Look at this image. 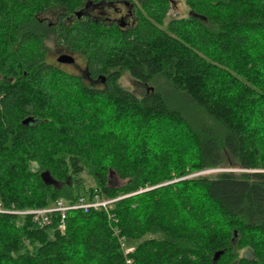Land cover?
I'll return each instance as SVG.
<instances>
[{"label":"trees","instance_id":"trees-1","mask_svg":"<svg viewBox=\"0 0 264 264\" xmlns=\"http://www.w3.org/2000/svg\"><path fill=\"white\" fill-rule=\"evenodd\" d=\"M109 1L123 0H0L1 205L117 198L62 229L58 213L43 227L0 213V264H264V0H185L169 19L173 0H126V27L86 13ZM46 29L82 74L48 59ZM122 71L161 77L169 100L121 87ZM207 169L221 170L190 176Z\"/></svg>","mask_w":264,"mask_h":264},{"label":"rangeland","instance_id":"rangeland-1","mask_svg":"<svg viewBox=\"0 0 264 264\" xmlns=\"http://www.w3.org/2000/svg\"><path fill=\"white\" fill-rule=\"evenodd\" d=\"M130 2H132V1H130ZM118 8H120L122 10L119 13L121 15L125 14V12L127 11V7L120 5ZM88 10H89V12H88ZM187 12H188V7L185 4V0H173V3L171 5V9L169 10V12L167 14V18L169 19L172 17H175V18L186 17L188 14ZM87 13H90L93 18L100 17L101 13H103L104 15L110 14V16H112V18H113V16L119 18V14H114L112 12V8L106 6V4H102L100 8H98L96 10H91V11H90V7H88ZM41 17L45 19V22H47L46 24H48L47 26H50L51 22H53V20H54L53 17H51L50 15H47V14H46V16L42 15ZM130 24L132 25L133 22ZM47 28H49V27H47ZM55 39L56 38H55L54 34L51 32V29H46L45 38H44L43 42H44L45 48H46L47 53H48V55H47L48 59L50 61L54 62V64H57L60 68H62L66 72H69V73L77 72L78 74H82L83 69L81 68V66L84 65V59L81 55H73L75 60L71 64H64V63L57 62V60H56L57 56L60 54L66 53V52L64 49H62L60 46H58L56 44ZM118 82H119L121 87L133 92L135 95H137L139 97L145 95L147 92H149L152 89H156L160 93H162L165 97H167V100H169L170 87L161 77L156 78V82H151L148 85H144V84H141V83L135 81L133 78H131L127 72L122 71L120 74ZM94 85L98 86L99 84L95 83ZM158 128L159 127H155L153 125V139H154V141L161 147L169 145L168 142L170 141L171 138L166 137L169 135H165V136L161 135L162 133L163 134L166 133V131H162L159 134L158 131L162 130V129H160V128L158 129ZM179 142L181 143V141H179ZM219 170H221V169H207L205 171L193 173L190 176H193L196 174H208V173H212V172L219 171ZM227 170H231V169H227ZM233 171H239V170H233ZM81 178H82V181H83V184L85 187L94 186V181L92 179V176L87 171L82 172ZM112 181L114 182L115 179L112 178ZM192 196H193V201L197 205H199V208L205 209L206 211L210 212V214L213 217H219L220 214L218 213V211L216 209H214L210 205V203L206 199H204L200 194L194 193V194H192ZM133 244H134L133 242L125 240L123 242L122 246L124 248H129V247H133Z\"/></svg>","mask_w":264,"mask_h":264},{"label":"built area","instance_id":"built-area-1","mask_svg":"<svg viewBox=\"0 0 264 264\" xmlns=\"http://www.w3.org/2000/svg\"><path fill=\"white\" fill-rule=\"evenodd\" d=\"M115 199H93L89 200L86 198H78L75 202L67 203L62 200H58L53 205L44 208H29V209H8L4 208L0 203V213H9L17 216H28L30 219L39 227L45 226L49 222L48 216L58 213L60 223L59 228H63V221L67 212L71 210H83L87 211L89 209L106 208L110 203L115 201ZM124 254L132 250V247L124 248ZM129 262V260H126Z\"/></svg>","mask_w":264,"mask_h":264},{"label":"flooded vegetation","instance_id":"flooded-vegetation-1","mask_svg":"<svg viewBox=\"0 0 264 264\" xmlns=\"http://www.w3.org/2000/svg\"><path fill=\"white\" fill-rule=\"evenodd\" d=\"M104 4H106V6H108V7H111L112 8V12L114 14H119L120 11H122L120 8H118L120 5L124 6V7H127V11L123 15L119 14V18L114 17V16L112 18V16H110V14L104 15L103 13H101L100 17L93 18L90 13H87V12L86 13L91 15L92 19H94V20H100L102 22H107V23L116 22L121 27L129 26L130 23L135 22V16H134V12H133L134 7H133V5L130 2H128L126 0L116 1V2H110L109 1V2H106ZM101 5H102L101 3L90 4V6H89L90 7V11L100 8ZM88 12H89V10H88ZM81 68L83 69L84 66H81ZM75 73L78 74L77 72H75Z\"/></svg>","mask_w":264,"mask_h":264},{"label":"water","instance_id":"water-1","mask_svg":"<svg viewBox=\"0 0 264 264\" xmlns=\"http://www.w3.org/2000/svg\"><path fill=\"white\" fill-rule=\"evenodd\" d=\"M80 13L78 12L77 13V16H79ZM57 62L59 63H64V64H71L74 62V57H72L71 55L69 54H66V53H63V54H60L57 56L56 58ZM32 118L31 117H28V118H25L22 123L24 124H27L29 121H31ZM40 177L42 178L43 182L45 184H55V182L53 181V179L49 176V173L47 171H43L40 173ZM219 252H216L215 256H214V259L217 258Z\"/></svg>","mask_w":264,"mask_h":264}]
</instances>
